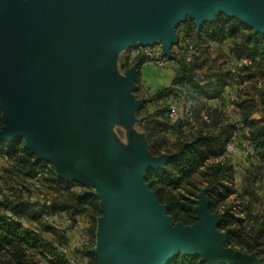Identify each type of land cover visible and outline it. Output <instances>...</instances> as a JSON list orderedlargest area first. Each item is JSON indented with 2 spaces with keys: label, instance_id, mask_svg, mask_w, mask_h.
I'll return each instance as SVG.
<instances>
[{
  "label": "water",
  "instance_id": "water-1",
  "mask_svg": "<svg viewBox=\"0 0 264 264\" xmlns=\"http://www.w3.org/2000/svg\"><path fill=\"white\" fill-rule=\"evenodd\" d=\"M122 4L0 0V108L5 122L0 142L23 138L37 161L56 163L74 156L84 165H69L70 175L78 177H58L90 180L112 196L116 214L105 204L100 234L107 240L128 239L105 253L106 264H168L177 251L199 255L208 264H260L255 253L227 247L226 233L217 229L222 214L210 213L206 189L195 199L196 222L173 225L167 206L145 183L147 171L163 168L172 156L152 155L145 133L133 155L114 140L112 130L121 116L135 120L145 100L133 94L138 64L116 78L111 58L115 51L158 40L171 57L179 40L176 27L187 16L198 26L212 21L214 10L264 33V0H137L110 12Z\"/></svg>",
  "mask_w": 264,
  "mask_h": 264
},
{
  "label": "trees",
  "instance_id": "trees-1",
  "mask_svg": "<svg viewBox=\"0 0 264 264\" xmlns=\"http://www.w3.org/2000/svg\"><path fill=\"white\" fill-rule=\"evenodd\" d=\"M176 31L179 40L173 45L171 59L178 61L181 68L175 71L172 85L153 94L142 93L140 86L136 89L139 97L146 99L145 105L138 111V117L150 152L155 156H172L163 168L147 171L145 181L156 192L159 201L167 206V213L173 220L185 225L196 222L195 199L202 189H206L211 212L219 211L218 206L229 197L235 196L234 200H241L245 218L233 215L231 206L222 211L223 217L217 227L226 233L229 246L246 254L256 253L261 264H264V90L260 95L247 98L239 93L237 96L236 108L247 126L248 138L257 156L249 160L245 167H240L243 170L242 181L241 188H237L234 181L237 164L224 150L225 143L234 133V126L226 112L207 105V100H221L227 84L224 82H228L227 71L225 75L214 74L209 67L207 72L200 73L206 65L203 46L218 44L236 53L235 56L251 57L253 63L247 69V86L258 84V80L264 79V34L255 32L237 16L225 13L218 14L213 21L201 26L187 19L177 26ZM194 39L200 48L201 59L188 64L183 59V50L187 43H194ZM144 61L145 57L139 54L134 63L141 68ZM199 77L208 79V84L200 85ZM136 82L139 83V77ZM182 88L196 111L198 127L194 132H185L180 123L171 122L166 115L165 102L158 104L154 110L147 108L148 103L166 100L177 95ZM258 107L262 114L254 118ZM200 109H204L207 119L200 115ZM4 124L0 108V130ZM4 158L0 168V192L8 190L10 194H4L0 199V264H37V256L45 257L48 264H70L59 251V245L68 241L67 233L44 221L45 215L64 214L73 222L80 217L89 223L92 235L90 245L76 249L75 254L80 259L86 258L89 264H97L90 246L93 244L97 218L101 214L99 198L87 193L85 188L78 190L76 187L80 184L59 178L47 162L36 160L35 154L21 139L0 142V159ZM38 169L47 173L45 179L49 187L45 199H49V203L31 199L27 180ZM7 212L24 220L26 225L8 216ZM168 264L208 263L199 255L179 253Z\"/></svg>",
  "mask_w": 264,
  "mask_h": 264
},
{
  "label": "built area",
  "instance_id": "built-area-1",
  "mask_svg": "<svg viewBox=\"0 0 264 264\" xmlns=\"http://www.w3.org/2000/svg\"><path fill=\"white\" fill-rule=\"evenodd\" d=\"M137 54H141L145 57L143 63L144 66L154 65L157 68L164 70L171 68L177 71L181 68L178 61L171 59L164 54L162 48L157 44L141 45L135 49ZM183 59L186 63L191 64L199 62L201 59V51L196 43H187L183 50ZM253 60L251 57L246 55L235 56L231 66L227 70L228 82L234 88H226L224 90L221 100L215 106L218 111L227 112L229 114V120L234 126V133L230 139L225 143V153L234 158V162L238 167H245L249 160L256 158V153L253 148L251 140L248 138V131L246 124L240 119L238 110L236 108V101L238 91L243 87L247 86L249 79L246 77L247 69L252 65ZM198 82L200 85L208 84L209 80L204 77H199ZM258 84L262 81L258 80ZM167 117L173 123H180L183 131L194 132L198 125L196 121V111L192 102L187 98L186 90L182 88L177 95L173 96L172 99L167 103ZM203 117L207 119V115L203 114ZM4 159H0V168ZM47 173L44 170L38 169L36 173L28 178L30 184L31 193L33 190H39L42 192V196L48 192L49 187L46 181ZM264 181V180H263ZM4 194H10V191L3 190L0 192V199ZM33 195H31L32 197ZM33 198L39 203H49V199ZM8 216L13 217L11 212H7ZM16 220H19L13 217ZM23 225H26L24 220H19ZM44 221L48 224L55 226L60 231L66 232L68 235V241L59 245V251L65 255L70 264H81L86 262V258H78L75 254L76 249H82L90 245L91 239L86 228V221L83 218H77L76 222L67 215H45Z\"/></svg>",
  "mask_w": 264,
  "mask_h": 264
},
{
  "label": "rangeland",
  "instance_id": "rangeland-1",
  "mask_svg": "<svg viewBox=\"0 0 264 264\" xmlns=\"http://www.w3.org/2000/svg\"><path fill=\"white\" fill-rule=\"evenodd\" d=\"M220 13L221 12H219L217 10H214L212 15L213 16L215 14L216 15L213 18V20ZM187 19H191V18H189L187 16ZM192 20H194V19H192ZM182 22H184V21H182ZM194 22H195V20H194ZM209 22H211V21L210 20L204 21V22L201 23V25H203L204 23H209ZM195 24H196V22H195ZM252 28L255 30V27H252ZM176 33H177V31H176ZM262 34H264V33H262ZM177 35H178V33H177ZM195 42H196V39H194V43ZM156 44L159 45L162 48V50H163V47L161 45V41L160 40H158ZM198 44H200V43H198ZM138 46H141V45H137L136 47H133L132 49H131V47H129V48H126L125 50L120 51V52L119 51H115V53L113 54V56L111 58V64H112V67L114 69V73L116 75V78H118L120 76H123L126 73V71L130 67H132L134 65V60L136 59V57L139 54L135 53L133 50L137 49ZM172 48H173V46H172ZM172 48H171V54H172ZM203 48H204L203 59H204V61H206V65L204 67V71H200V73L203 74L204 72H207L209 69H211L210 72H212L214 74L221 73V75H225V72L228 70V68L232 64V61H233L236 53L229 52V51L226 50V46L223 47L222 45H218V44L216 46L206 45V46H203ZM145 67L150 68V71H148V72L150 73V75H153V76L157 74V71L159 73L160 71H164L165 70V69L161 70V69L157 68L154 65H147ZM207 68H209V69H207ZM170 69L171 68H168L166 70H170ZM172 71H174V70H172ZM137 73H138V68H137ZM260 80L262 81L261 84H256V85L253 84V85L247 86L246 88L242 89L241 91L237 90L238 93L241 94L240 96L247 98V97H251V96H255V95H260L261 90H264L263 89L264 88V79L262 78ZM136 81H137V78H136ZM140 84H141V82H139V85ZM224 84H226L227 88H234L232 85H230L229 82L225 81ZM147 88L150 89L149 87H147ZM153 89L157 90V88H154V87H153ZM142 91H143L142 93H149L144 88H143ZM134 96L139 97L140 94L138 92L137 93L134 92ZM166 104H165V106H166ZM163 106H164V104H163ZM147 108L149 110H151V109L154 110L150 106H147ZM261 114H262L261 108L258 107V109L256 110V113L253 115V117L254 118H259L261 116ZM226 116H227V118H229L227 113H226ZM90 124H92L94 126L95 125L98 126V124L93 119H91ZM143 133H144V131L141 130V128L139 127L138 111L136 112L135 120L134 119H129V118L125 117V116H121L120 120L116 123V125L113 127V130H112V134L114 136V140L116 141V143L124 151H126L130 155H133V154L136 153V151H138L139 141H140V138H141V134H143ZM19 139H21V140H23L25 142V140L23 138H19ZM148 148H149V144H148ZM40 162H47L48 166L53 168V170H54V172H55V174L57 176L58 175L59 176H63L66 179H69L70 177H74V176L76 177L77 176V175H74V174H73L74 176L70 175V173H73V171L69 167L70 164L71 165H75V166H77V167H79L81 169H84V167H83L84 165H82L79 162V160L76 157H74V156H68V157H66L64 159V161H60V162H56V163L53 162V161H45V160H41ZM70 170H71V172H70ZM146 175H147V173H146ZM63 177H59V178H61V179H63L65 181L66 179H64ZM81 180L82 181H75V179L72 178V179H70V181H66V182H70V183H73V184H80V186L76 187L78 190L81 189V188H85L87 193H89L91 191V192H96V193L100 194V196H101V198L99 197L100 211L106 204L107 207L109 209H112L114 211V213L116 214V207L114 205L115 203L113 201L112 196L107 191L101 189L95 183L90 182V180H86V179H81ZM145 183L148 185V183L146 181H145ZM148 187H149V185H148ZM237 188H241V185L238 186ZM149 189L151 191H154L150 187H149ZM200 192L198 194H200ZM31 195H33L32 196L33 198H36V199L38 198L39 200H41L42 192H40L39 190H35L34 189L33 190V194L31 193ZM42 198H45V196H42ZM234 199H235V196L229 197L228 199H226L223 202H221V204L218 206L219 211L211 212L209 210L210 213H214V214H218V215L222 214V217H223L222 211L225 210L226 208L232 206L231 209H233V210H231V213L233 215L237 216L238 218H245L246 213L243 210L242 201L241 200L240 201L239 200H234ZM160 204H163V203L160 202ZM208 204H209V198H208ZM196 205L197 204L195 202V206ZM104 215H105V213H103L101 211V214L97 218L96 227H95V234H94V237H93V244L90 246V252L97 258V261H98L97 264H106L105 263V260H106L105 253L111 252L112 249H115L118 246L123 245L124 242L128 239L124 235L112 238L110 240L104 239L103 236H101V234H100L101 229H102V225H103V217H104ZM167 215L169 217H171L168 213H167ZM85 221H86L85 225H86L87 231H88V233L90 235L89 223L87 222L86 219H85ZM172 221L174 223L173 225L178 223V222H175L173 220V218H172ZM187 226H189V225H187ZM217 229H218V227H217ZM221 232H223V231H221ZM90 237H92V235H90ZM226 245H227L228 248H231L234 251L242 252L241 250L235 249V248L229 246L228 244H226ZM177 252H178L177 254H179V253L181 254L180 251H177ZM242 253H244V252H242ZM35 261H36L37 264H48V260L45 257H43V256H37ZM81 264H89V261L87 260L85 263L81 262ZM260 264H261V262H260Z\"/></svg>",
  "mask_w": 264,
  "mask_h": 264
},
{
  "label": "crops",
  "instance_id": "crops-1",
  "mask_svg": "<svg viewBox=\"0 0 264 264\" xmlns=\"http://www.w3.org/2000/svg\"><path fill=\"white\" fill-rule=\"evenodd\" d=\"M133 51L136 53L135 50H133ZM134 64H138V63H134ZM148 71H150V68L145 67L144 65H142L141 68L138 67L137 78L139 77V82H141V84L138 85L139 83H136V85H137V88H138V86H140V88L142 90L144 88L147 90V92H149L151 94L156 93L163 88L170 87L172 85L173 79H174L175 74H176L175 71H172L171 69L170 70L165 69L164 71H160L159 73L157 71V74L154 76L150 75V73ZM147 87H149L150 89H148ZM153 87L157 88V90L156 89L154 90ZM226 88H227V86L224 87V90H226ZM134 92H136V90ZM134 92H133V94H134ZM172 97L173 96H170L166 100L160 101L158 103H155V102L148 103V106H150L153 109H156L158 104L164 103V102L168 103L172 99ZM136 98L137 99H144L146 101V99L144 97H136ZM202 101L205 102V99H202ZM218 102H219L218 99L207 100V105L209 107L214 108L218 104ZM145 103L143 104V106L145 105ZM198 112L200 113V115H203L205 113L204 109H202V110L200 109ZM242 173H243V170L240 167L236 166L234 181H235L237 187L241 185Z\"/></svg>",
  "mask_w": 264,
  "mask_h": 264
},
{
  "label": "bare ground",
  "instance_id": "bare-ground-1",
  "mask_svg": "<svg viewBox=\"0 0 264 264\" xmlns=\"http://www.w3.org/2000/svg\"><path fill=\"white\" fill-rule=\"evenodd\" d=\"M122 1H123V4H122V5L113 8L112 10H110V12H112V11H118L119 9L125 8V7L129 6L130 4H132L133 2H135V1H137V0H122ZM129 3H130V4H129ZM49 27H50V28H49ZM49 27H48L49 29L46 31V32H47L46 35L49 34V33H51L53 30H55V29L57 28V25L54 26V27H51V26H49ZM40 29H41V28H40ZM9 54H10V53H9ZM6 63H7V62H4V66H5ZM46 118L49 120V122L52 124V126H54V128H56V130H59V131L61 130V129H59L60 126H59V124H58L56 121H54L53 119H51V117L48 118V117L46 116ZM15 129H16V128H15ZM61 131L65 132L64 130H61ZM132 260L135 261V258L133 257ZM133 261H132V262H133Z\"/></svg>",
  "mask_w": 264,
  "mask_h": 264
}]
</instances>
